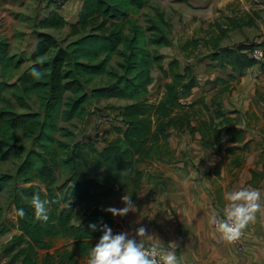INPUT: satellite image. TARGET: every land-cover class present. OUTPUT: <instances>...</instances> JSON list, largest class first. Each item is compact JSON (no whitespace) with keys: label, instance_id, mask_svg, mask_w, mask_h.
Returning <instances> with one entry per match:
<instances>
[{"label":"trees","instance_id":"1","mask_svg":"<svg viewBox=\"0 0 264 264\" xmlns=\"http://www.w3.org/2000/svg\"><path fill=\"white\" fill-rule=\"evenodd\" d=\"M80 1L79 19L70 25L64 39L38 33L39 42L26 68V60L12 54L10 43L0 39V104H5L0 106V161L21 158L14 174L0 172V192L15 183L12 201L16 211H25L24 217L17 214V233L4 248L8 264H81L101 235L92 232L90 224L103 221L114 231L121 227L117 217L105 211L113 207L112 197L122 196L125 190L140 194L143 164L175 162L170 129L190 127L199 116L201 125L193 131L201 133L205 148L221 145L225 124L233 140L245 138L220 109H215V117L211 115L206 97L188 104L182 99L197 86L193 61L201 46L209 48L221 68L232 65L235 72H241L255 63L242 51L262 44L222 49L220 43L230 31L223 19L211 24L204 39L181 45L186 63L176 58L165 67L150 49L151 45L170 44L160 10L158 20L151 19V36L139 24H133L129 34L126 31L125 22L139 14L148 0ZM253 20L244 24L251 25ZM232 22L236 27L243 21L236 17ZM67 25L64 16L55 11L40 24L43 29ZM116 56L122 60L113 66ZM156 64L165 82L159 86L158 97L150 99ZM33 68L43 73L41 78L31 75ZM103 78L104 84L99 85L97 81ZM226 85L222 92L232 88ZM102 98H119L130 104L117 118L119 123L111 126L104 137L106 146L100 149L97 141L77 139L60 121L85 117L88 105ZM33 100L39 110H15V105L29 107ZM20 139L32 143V148ZM253 173L255 178L264 177L263 172ZM37 192L51 202L46 223L35 219L25 199Z\"/></svg>","mask_w":264,"mask_h":264},{"label":"crops","instance_id":"2","mask_svg":"<svg viewBox=\"0 0 264 264\" xmlns=\"http://www.w3.org/2000/svg\"><path fill=\"white\" fill-rule=\"evenodd\" d=\"M0 1L4 4L0 13L7 17L6 27H9V30L13 27L15 32L22 33L23 40L17 45L21 48L20 52H12V47L16 45L12 44L11 40H6L10 43L11 53L26 60L25 68L39 42L37 33L45 31L56 37L60 36L62 31L69 33L70 25L78 21L82 8L80 0H69L60 11L52 2H48L47 8L42 10L43 5L38 0H16L15 3H11L12 0ZM211 1H214L211 17L212 21L216 19L215 23L221 22L217 18L222 16V11H225V14L229 13L228 9L232 11V15L225 17L227 21L224 27L228 26V33L242 27L257 30L256 33L250 31L249 35L242 36L238 46H231L225 42L224 37L220 43L222 49H235L250 44H262L264 47V0ZM38 6L39 11L43 13L42 17H36L35 9ZM22 11H27V21H38L34 28L30 27L33 33L31 35L27 23L20 21V16L15 18L13 15V12L19 15ZM53 11L61 13L69 25L63 29L41 28V22ZM236 17L243 22L234 27L232 19ZM250 18L254 19L252 24L245 25L244 22ZM214 22L212 24H215ZM242 52L250 57L248 49ZM205 61L210 67L208 73L195 69L197 86L182 101L188 104L206 97L211 115L215 117V109H220L232 120L234 128L244 132V140H233L234 135L231 138L226 133L225 124L221 128V145L205 148L201 133L193 131V128H199L201 125L202 119L199 116L193 118L190 127L182 125L178 132H172L178 129L169 131V134L172 133L169 143L177 156L175 162H154L150 169L142 168L143 187L139 198L134 200L138 209L127 217H117L121 227L115 231L145 226L149 231L145 244L170 248V243L175 242L180 264H264V177L255 178L253 173V170L264 173L263 63L254 60L252 66L235 72L232 65L221 68L219 62L212 57L211 60ZM221 80L225 81V84ZM227 83L231 84L232 88L222 92ZM99 104L112 106V110L108 109V114L115 113L119 118L130 101L119 98L92 101L85 117L68 122L79 125L80 129L77 131L68 127L75 132L77 139L89 140L98 119L95 109L91 112L90 108ZM110 128L107 126L105 135L96 140L100 149L106 146L104 137L108 136ZM240 188L259 189L262 193V208L256 213V219L245 228L246 235L242 240L245 247L241 251L233 242L223 240L221 234L209 223L213 215L223 218L226 203L223 194ZM88 257L81 260V264H88Z\"/></svg>","mask_w":264,"mask_h":264},{"label":"rangeland","instance_id":"3","mask_svg":"<svg viewBox=\"0 0 264 264\" xmlns=\"http://www.w3.org/2000/svg\"><path fill=\"white\" fill-rule=\"evenodd\" d=\"M19 1L20 0H18V2ZM38 1L40 4L43 5L42 10H45V8H47L48 2H52L57 5L60 11L63 9L65 4L69 0H38ZM15 2L16 0H12L11 3H15ZM213 2L214 1L211 0H148L147 6L139 14L133 15L132 17H130L128 21L125 22L126 31L129 34L132 25L139 24L142 27L147 28V35L151 36L153 34V31L148 30V28L151 25V19L157 18V12H159L160 10L164 15V19L166 20L167 23V25L164 26V29L167 32V36L170 41V44L166 46L151 45L150 49L154 55H158L161 57L160 63L165 67L168 66L169 63L176 58L181 59L182 63L184 64L187 61L183 58L181 45L188 40L191 39L202 40L204 39V37L208 36L207 31H211L210 29L211 24L216 20L215 19L214 21H212V17H211V10H212L211 6L213 5ZM2 5L4 4L3 2L0 1V11H3L1 7ZM35 11L37 13L36 17L43 16V13L39 11V6L37 7V9H35ZM228 11L229 13L227 14H225V11H222L221 13L222 16H220L217 19L223 20L225 19V17L227 18V15H232V11L230 9H228ZM13 15H15V18L20 16L21 17L20 21H22L23 23H27L26 25L28 26L29 30L30 27L34 28V26L38 22V21H33V22L27 21L28 20L27 18H29L27 17L28 15L27 11H22L19 15H16L15 12H13ZM6 26H7V17L3 16V14L0 13V39L11 40V42H13L12 44L16 45L15 47H12V52H17V51L20 52L21 48L18 47L17 45L19 44V42L23 40L21 38L22 33L15 32V30H13V27H11L9 30V27ZM250 31L251 33L257 32V30L253 28L247 30L242 27L240 29H236L235 31L233 30L230 33H228L225 36L224 40L225 42L229 43L231 46H238L240 44V42H238L239 39L242 36H247V34L249 35ZM217 33L219 34L220 31L216 29V34ZM31 34L33 33L30 30V35ZM66 34L67 32L62 31L60 33V36L57 37L65 38ZM12 36H14V38H11ZM197 53H198L197 58H195L193 61L195 65V69L197 68L202 69V72L208 73L210 67L207 66L205 60H211L209 48L205 46H201L198 49ZM192 59H190L189 61H192ZM121 60L122 58L119 56L114 57L112 61V65L117 66ZM158 67L159 64H156L154 66L153 74L156 79V82L151 87L152 92L151 94H149L150 99H156L158 97L159 86L165 82L163 74ZM105 80L106 78L99 79L97 83L99 85L104 84ZM107 105L108 106L99 104L95 108L91 107L90 111L92 112V110L99 108L102 109L103 111L109 112L108 109L112 110V106H110L109 104ZM0 106H5V104L1 103ZM15 110L17 112L36 111L39 110V104L35 103V101L33 100L30 102L29 107L22 108L19 107L18 105H15ZM112 115H114V113H112ZM78 123H80V121H78ZM60 126L71 127L73 129H76V131L80 129L79 125L63 122V121H60ZM172 129H170V131ZM178 131H180V129L172 130L173 133ZM98 138H100V136ZM20 140L25 144V146H27L28 148H32V143L25 142L23 139ZM176 157L177 156L175 154V160ZM20 162H21V158L10 159L7 161H0V172L14 174ZM151 166H153V163H147V164H143L141 168L145 167V169L146 168L150 169ZM14 186L15 183H13L11 186L0 192V207L2 209L0 213V264H8V261L5 256L4 248L6 243L10 240V238L15 233H17V228H16L17 211L12 201ZM120 198L121 195L112 197L110 203L112 204L113 207L120 208L124 206L121 203Z\"/></svg>","mask_w":264,"mask_h":264},{"label":"clouds","instance_id":"4","mask_svg":"<svg viewBox=\"0 0 264 264\" xmlns=\"http://www.w3.org/2000/svg\"><path fill=\"white\" fill-rule=\"evenodd\" d=\"M40 62L43 63L42 57ZM31 75L39 79L43 73L33 68ZM134 195L139 198L138 194L125 190V194L121 196V203L124 206L108 207L105 211L114 218H124L130 213H136L138 206L133 199ZM25 199L33 208L35 219L46 223L49 220L51 202L48 199H41L38 192L30 199L27 197ZM223 199L226 201L223 219L213 215L209 223L221 234L223 240L231 243L238 240L247 225L256 219V213L262 208V193L259 189L240 188L225 192ZM17 214L24 217V209H18ZM89 228L92 232L99 231L101 235L89 252L88 264H180L175 242L170 243V248L146 247L145 238L148 237L149 231L143 225L130 230L114 231L110 225L101 221L90 224Z\"/></svg>","mask_w":264,"mask_h":264},{"label":"built area","instance_id":"5","mask_svg":"<svg viewBox=\"0 0 264 264\" xmlns=\"http://www.w3.org/2000/svg\"><path fill=\"white\" fill-rule=\"evenodd\" d=\"M250 57L254 59L258 63H264V47L263 46H255L251 51H249ZM95 114H98L97 124L95 129L92 131V135L89 137V140L96 141L97 138L104 134L106 131V127L113 126L118 123V119L116 114H108V111H103L102 109H95ZM218 219H223L217 216ZM215 228V227H214ZM246 232L243 230V235L233 243L236 245L238 250L244 249V244L242 242L243 238H245ZM147 248L151 249L153 245H146ZM158 247V246H157Z\"/></svg>","mask_w":264,"mask_h":264}]
</instances>
